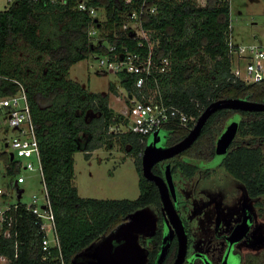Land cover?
Segmentation results:
<instances>
[{"label":"trees","instance_id":"obj_1","mask_svg":"<svg viewBox=\"0 0 264 264\" xmlns=\"http://www.w3.org/2000/svg\"><path fill=\"white\" fill-rule=\"evenodd\" d=\"M137 1L126 5L122 0H93L104 12L103 19L96 21L74 7L76 0L65 3L13 0L0 9V96L14 94L19 89L18 82L24 86L65 264L133 210L158 203L156 186L142 175L137 181L138 195L133 199L80 196L73 178L75 151L82 150L88 157L91 150L102 144L110 148L113 141L120 146L128 145L126 151L135 157V168L140 172V156L148 134L125 128L126 119L108 104L107 92L90 91L69 77L73 63L91 53L107 52L106 46L98 43L101 39L96 44L89 40L91 22L117 48L126 45L131 51L145 50L137 45L129 29L121 28L123 13ZM146 2H156L157 11L141 14L142 27L150 30L151 38L158 39V44L152 47L155 56L167 57L170 66L159 78L161 94L166 102L191 116L186 127L177 123L161 127L170 133L169 144L184 136L202 109L214 99L264 101V79L246 82L231 73L226 44L231 31L227 1L206 0L203 5L194 0ZM20 40L40 54L33 66L26 59L7 57V52L15 51ZM42 55L47 57L43 59ZM109 55L115 57L112 52ZM204 55L211 61L209 68L203 64ZM192 56L198 58V64L188 61ZM116 76L118 85L127 93L137 94L133 85L135 74L118 72ZM108 90L116 93L113 82L108 84ZM233 114H238V128L224 164L245 180L251 195H263L264 205V151L257 145L258 141H264V110L218 109L210 114L186 149L196 151L197 158L208 156L216 135ZM112 125L124 129L113 132L109 130ZM174 164L189 165L179 160ZM18 224L21 250L10 264H60L52 255L41 258V232L32 213L23 212ZM0 251L12 255L9 241L1 237Z\"/></svg>","mask_w":264,"mask_h":264},{"label":"built area","instance_id":"obj_2","mask_svg":"<svg viewBox=\"0 0 264 264\" xmlns=\"http://www.w3.org/2000/svg\"><path fill=\"white\" fill-rule=\"evenodd\" d=\"M13 0H3L6 8ZM65 3L66 0H50ZM128 5L132 0H122ZM181 2L184 0H174ZM203 5L206 0H194ZM227 1L229 4L230 0ZM74 7L87 13L93 20H101L104 12L101 6L93 0H76ZM157 3H147L139 0L135 6L123 13L121 28L129 29L131 37L137 39V45L145 50L131 51L124 45L117 48L116 44L108 43L106 35L100 34L94 22L88 28V38L93 43L106 46L104 53H96L95 58L100 72H128L135 74L133 82L135 93H127L124 100V110L120 113L126 119L125 128L138 134H150L165 124L177 123L188 126L191 116L180 107L166 102L159 88V78L169 69L167 57L155 56L153 46L158 44L157 38H151L150 30L141 24V14L155 13ZM228 28H231L229 22ZM116 36L115 33H113ZM226 44L231 58V73L246 82L264 79V42L235 43L230 32L226 36ZM115 54V57L109 55ZM19 89L14 94L0 96V128L9 127L15 133L8 135L0 131V175L5 181L0 183V237L9 241L12 255L0 251V264H10L21 250L18 222L22 213L28 211L34 216V223L41 232L42 259L48 257L65 264L61 254L59 238L55 230V218L49 203L43 178L40 152L37 144L35 127L32 120L29 103L24 86L19 83ZM123 127V126H122ZM124 129V127H123ZM8 147L9 149H4ZM10 153L12 157L10 158ZM21 169L35 171L40 176L43 194L32 193L30 200L21 199L23 189L19 184L25 181Z\"/></svg>","mask_w":264,"mask_h":264},{"label":"flooded vegetation","instance_id":"obj_3","mask_svg":"<svg viewBox=\"0 0 264 264\" xmlns=\"http://www.w3.org/2000/svg\"><path fill=\"white\" fill-rule=\"evenodd\" d=\"M228 122L229 118L219 132ZM169 134L160 128L159 138L162 145L169 144ZM214 146L215 141L212 152L206 157L197 158L196 151L184 149L151 167L154 174L165 180V164H170L175 189V199L172 201L185 236L184 254L180 264H244V252L253 250L260 244V241L254 240L253 231L264 210L263 195H251L248 192L245 180L224 164L226 154L217 164L203 166L202 163L210 161L214 156ZM176 160L188 162L189 165L175 166ZM136 172L139 179L142 175L141 164L140 172ZM153 184L155 185L154 182ZM145 206H151L153 211L138 218L127 214L105 235L117 234L112 241L114 244L118 243V246L132 244L136 240L140 247L134 253L137 256V253L140 254L144 264H174L179 250L178 233L163 210L159 193L158 203ZM240 223L246 224V230L234 240L231 237L232 230ZM120 224L124 225L118 232L117 227ZM122 254H127V251ZM77 255L74 256L75 259ZM85 260L81 256L80 261Z\"/></svg>","mask_w":264,"mask_h":264},{"label":"rangeland","instance_id":"obj_4","mask_svg":"<svg viewBox=\"0 0 264 264\" xmlns=\"http://www.w3.org/2000/svg\"><path fill=\"white\" fill-rule=\"evenodd\" d=\"M6 3L0 0V9H3ZM231 39L235 43H259L264 42V0H230L229 1ZM51 26V25H50ZM50 26H47L49 28ZM10 60L26 59L29 66H33L35 58L40 54L32 50L24 41L20 40L15 51L7 52ZM95 53L73 63L69 67V77L78 81L90 91L107 92L108 104L117 112L124 110V100L127 92L118 85V78L112 72H100L95 58ZM43 59L47 56L42 55ZM189 62L198 64V58L192 56ZM203 64L209 68L210 59L204 55ZM113 82L116 86V93L108 90V84ZM232 119H239L238 114H233ZM6 131L11 135L15 131L9 127H2L0 131ZM109 130L113 132L123 130L122 126H110ZM257 145L264 151V141H258ZM4 149L8 147L2 146ZM128 145L120 146L116 141L112 142L110 148L104 144L91 150L86 157L82 150L73 153V171L74 184L80 196H89L95 198H129L133 199L138 195V175L135 168L132 153L126 151ZM25 176V181L19 184L23 189L22 200L29 201L32 193L43 194V186L40 176L35 171L20 170ZM0 175V183L5 181ZM180 181V179H178ZM151 206L137 208L129 213V216L138 218L140 215L152 212ZM107 235L91 241L83 247L73 257L69 264H114L109 255L108 247L103 242ZM254 240L260 241V244L253 250L244 252V264H264V210L260 220L257 221L254 231ZM140 246L136 240L132 244L119 245L115 249L117 256H121V264H144L143 259L134 253ZM127 251V254L123 255ZM131 251V253H130ZM122 254V255H121ZM84 256L85 261H80ZM123 256V258H122Z\"/></svg>","mask_w":264,"mask_h":264},{"label":"water","instance_id":"obj_5","mask_svg":"<svg viewBox=\"0 0 264 264\" xmlns=\"http://www.w3.org/2000/svg\"><path fill=\"white\" fill-rule=\"evenodd\" d=\"M222 108L260 111L264 110V101H253L238 97H222L214 99L202 109V111L197 116L194 124L180 139L171 144L162 145L159 138V128L154 130L147 136V139L141 152L140 164L142 169V175L155 183L163 210L165 211L169 220L175 226L178 233L179 250L178 257L176 258L174 264H180L182 260L185 248V236L182 230L179 215L175 210L172 201L173 199H175V189L171 178L170 164L169 162L165 164V180L161 176L154 174L151 171V167L154 163L162 159L169 158L189 147L199 135L202 126L204 125L206 119L210 116V114ZM237 127L238 119H233L226 124V126L221 130V132H219V134L215 138L214 156L210 161L202 163L203 166L215 165L220 162L222 157L226 154L227 147L229 146L230 142L236 134ZM11 157L12 154L10 153V158ZM123 225L124 224H120L117 227L118 232L123 228ZM245 230V223H240L239 225L234 227V229L232 230V239H237L245 232ZM117 236L118 235L115 233H110L107 235V238L103 243L106 244V246L108 247L109 255L113 259L114 264H121V256L119 257L115 253V249L118 246V243L114 244L112 241L113 237Z\"/></svg>","mask_w":264,"mask_h":264}]
</instances>
